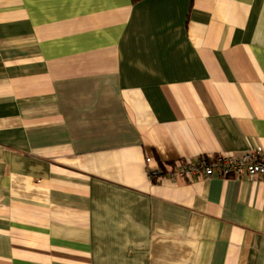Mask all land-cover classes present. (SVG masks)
Masks as SVG:
<instances>
[{
  "label": "crops",
  "instance_id": "crops-1",
  "mask_svg": "<svg viewBox=\"0 0 264 264\" xmlns=\"http://www.w3.org/2000/svg\"><path fill=\"white\" fill-rule=\"evenodd\" d=\"M264 0H0V264H264ZM160 175L150 178V170Z\"/></svg>",
  "mask_w": 264,
  "mask_h": 264
},
{
  "label": "built area",
  "instance_id": "built-area-1",
  "mask_svg": "<svg viewBox=\"0 0 264 264\" xmlns=\"http://www.w3.org/2000/svg\"><path fill=\"white\" fill-rule=\"evenodd\" d=\"M171 178H211L218 176L227 178H263L264 153L261 149L248 151L240 156L220 155L216 157H202L195 162H179L175 165ZM160 175V170H150V178Z\"/></svg>",
  "mask_w": 264,
  "mask_h": 264
},
{
  "label": "trees",
  "instance_id": "trees-1",
  "mask_svg": "<svg viewBox=\"0 0 264 264\" xmlns=\"http://www.w3.org/2000/svg\"><path fill=\"white\" fill-rule=\"evenodd\" d=\"M139 1H141V0H132V2H139Z\"/></svg>",
  "mask_w": 264,
  "mask_h": 264
}]
</instances>
